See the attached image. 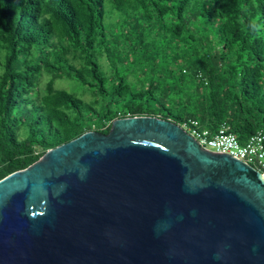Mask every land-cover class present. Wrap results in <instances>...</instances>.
<instances>
[{
    "label": "trees",
    "instance_id": "trees-1",
    "mask_svg": "<svg viewBox=\"0 0 264 264\" xmlns=\"http://www.w3.org/2000/svg\"><path fill=\"white\" fill-rule=\"evenodd\" d=\"M134 116L264 134V0H0V180Z\"/></svg>",
    "mask_w": 264,
    "mask_h": 264
},
{
    "label": "water",
    "instance_id": "water-1",
    "mask_svg": "<svg viewBox=\"0 0 264 264\" xmlns=\"http://www.w3.org/2000/svg\"><path fill=\"white\" fill-rule=\"evenodd\" d=\"M0 264H264V176L117 118L0 180Z\"/></svg>",
    "mask_w": 264,
    "mask_h": 264
},
{
    "label": "built area",
    "instance_id": "built-area-1",
    "mask_svg": "<svg viewBox=\"0 0 264 264\" xmlns=\"http://www.w3.org/2000/svg\"><path fill=\"white\" fill-rule=\"evenodd\" d=\"M181 128L193 137L205 150L227 154L253 166L264 176V134L261 130L251 135L245 143H240L230 127L223 123L216 130L189 119Z\"/></svg>",
    "mask_w": 264,
    "mask_h": 264
},
{
    "label": "rangeland",
    "instance_id": "rangeland-1",
    "mask_svg": "<svg viewBox=\"0 0 264 264\" xmlns=\"http://www.w3.org/2000/svg\"><path fill=\"white\" fill-rule=\"evenodd\" d=\"M134 78V75H131L128 79V81H131ZM57 86L60 88H65L66 90L73 92L76 90L74 84L71 82H62V81H57ZM88 100H90V96H86Z\"/></svg>",
    "mask_w": 264,
    "mask_h": 264
}]
</instances>
